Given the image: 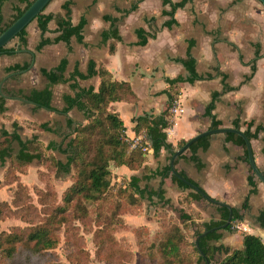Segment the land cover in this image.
<instances>
[{
    "label": "crops",
    "instance_id": "1",
    "mask_svg": "<svg viewBox=\"0 0 264 264\" xmlns=\"http://www.w3.org/2000/svg\"><path fill=\"white\" fill-rule=\"evenodd\" d=\"M68 1L71 2L70 18L73 24L85 20L81 40L72 36L69 42L54 41L60 32L57 31L56 22L51 20L44 34L51 42L37 50L42 33L37 21L33 20L27 27V45L20 46L17 39V47L13 43L9 45L15 47L13 53L0 54V102L2 97L6 101V110L0 112V135L3 130L10 133L16 131L14 124L17 123V131L24 139L37 136L45 145L57 143L65 146L62 132L56 134L35 126L42 123L52 125L56 121L65 124L67 116L58 110L66 106V95L76 93L70 84L76 80L80 88L93 86L97 89L102 80L95 74L51 83L41 70L53 68L65 59L67 78L75 70L87 73L89 63L94 62L96 69L103 67L108 70L111 80L127 81L131 85L136 99L112 102L110 108L120 115L125 134L133 141V146L140 144L145 134L143 130L136 132L138 120H151L167 110L169 97L165 91L170 85L166 80L178 76L187 78L190 72L180 60L192 57L200 78L176 86L179 96L175 104L183 111L177 115L171 112V124L165 129L168 141L177 150L181 141L210 129L213 117L206 114V107L212 101L214 92H217L212 113L222 122L220 127H233L232 123L238 117L242 122L253 120L252 129L257 125L263 126L259 137L251 139V144L255 162L264 171V5L259 0H186L183 6L175 10L174 15L168 13L171 5L164 4L162 0H51L44 13L60 12L65 15L67 11L63 4ZM134 2H138V6L126 14ZM16 5L23 6L19 0L4 1L2 14L5 21L14 14ZM123 17L124 22L119 25L120 38L116 40L109 34L111 21ZM139 30H143L148 38L144 44H141ZM113 41H116V50L111 53L109 46ZM29 61L31 65L27 69L7 70L15 64ZM222 74H225L227 83L239 85V88L226 90ZM12 75L16 77L12 78ZM2 85L15 92L49 87L53 93L52 106L56 109L38 106L20 96L6 95L2 92ZM67 115L76 121L86 122L84 114L76 107L70 109ZM226 134L205 136L207 138L202 139L195 149L188 148L181 153L183 155L180 154L181 157L175 159V168L179 173L184 172L208 196L237 208L243 215L242 220L236 222L235 231L222 230L219 240L208 242L221 247L214 255L220 259L235 249H242L247 233L259 236L264 242V222L261 221L264 184L256 175L257 185L250 184L251 166L241 159L245 150L228 140ZM12 148L16 153L19 150L18 142L14 141ZM144 152L146 160L142 167L130 169L126 165L114 166L115 174L118 178L137 177L144 191L163 188L165 199L170 200L166 207L174 205L181 211L183 206L178 203V199L184 189L174 183L171 176L158 174L168 166L171 169L173 153L162 148L155 155L150 145ZM53 154H57L56 158L60 161L64 160L60 156L66 158L60 149H55ZM192 155L198 157L201 166L198 167L190 159ZM6 165L0 158V180L3 179ZM2 191L1 188L0 193ZM202 199L204 202H191L189 209L185 205L186 212H199L201 217H195L197 222L219 219L218 205L204 197ZM143 200L145 212L129 215L127 219L136 223L142 221L155 233L158 226L155 209L163 205V201L155 196H145ZM246 200L247 207L244 208ZM195 229V226L192 227L194 237ZM202 264H207L205 259Z\"/></svg>",
    "mask_w": 264,
    "mask_h": 264
},
{
    "label": "trees",
    "instance_id": "2",
    "mask_svg": "<svg viewBox=\"0 0 264 264\" xmlns=\"http://www.w3.org/2000/svg\"><path fill=\"white\" fill-rule=\"evenodd\" d=\"M5 0H0V33H2L7 27H9L30 5L34 0H19L21 5L14 6V14L8 19L4 20L2 14V5ZM164 4L169 3L171 5V11L168 13L174 15L175 10L183 6L186 0L179 2H173L172 0H162ZM70 4L66 2L63 4L67 13H44L41 12L34 20L37 21L41 30V40L37 46V50H40L44 45L51 42L50 39L44 37L46 31H48V24L51 20H54L58 26L57 31L60 34L54 39V41H66L69 42L72 36L82 39V30L85 25V20H81L79 24H73L70 18ZM138 6V2H134L129 10L128 14ZM125 14V15H126ZM174 21V20H173ZM124 22L123 18H113L111 23L112 27L109 32L110 36L116 40L120 38L119 25ZM141 36V44L147 42V36L143 30H139ZM145 35V36H144ZM144 36V37H142ZM154 36V35H153ZM19 40L20 46L27 45V28L23 29L16 37ZM110 52L113 53L116 50V41L110 43ZM15 51L14 46H5L0 48V54L13 53ZM189 70L190 75L187 78L178 76L175 78H167V83L170 88L165 92L169 97V105L167 110L159 117L153 119L141 118L136 124V132L144 131L145 139L142 143L133 146L130 139L126 137L125 125L120 115L110 108L111 103L115 101H133L136 99V94L133 91L131 85L127 81L111 80L110 73L107 69L100 67L96 69L94 62L89 63L87 73H82L79 70H75L70 77H65V71L67 67V60L63 59L57 66L50 69H42V74L45 75L51 83L67 82L69 80H75L76 78H87L89 76L98 74L102 80L97 89L93 86L89 88H80L76 80L72 82L71 88L76 90L75 95H66V106L58 111L62 114H66L65 124L56 121L52 125L49 123H42L35 127L40 130H47L58 134L62 132L64 137L62 146L57 143H49L45 145L39 140L37 136L24 139L17 131L19 126L14 124L16 131L10 133L7 130H3L0 135V158L7 163L4 171L3 179L0 180V189L4 185H11L16 183L17 189L15 190L14 200L12 201L19 209V212L25 216V213L31 212L30 210L35 206L29 204L27 187L20 181V173L27 167L33 160H39L49 164V167L53 169L56 175L62 177L73 175L74 178L70 186L67 187L63 196V203H46L48 197L47 193L40 196V200L43 205L44 218L43 221L26 229H20L24 232L19 233L9 232L0 234V250L9 259H14L20 252L25 255L27 262L31 263L35 259H40L46 256L55 249L60 241L59 232L64 227L66 232H69L73 228L72 220L83 219L88 215L86 201H98L100 204L105 202L112 194L111 182V163L115 166L126 165L130 169H139L145 163L146 156L143 151L144 142L153 149L155 155H157L162 148L169 149L170 153L175 152V146L168 141L167 132L165 129L170 126L171 107L175 104V100L179 96V90L176 86L179 83L188 81L193 82L200 78V75L196 71V61L194 58H187L180 60ZM31 61L24 64H15L9 67L8 72L19 71L30 67ZM255 70V67H253ZM223 75V84L226 90L238 89L239 85L233 86L226 82L225 74ZM16 77L12 75V78ZM11 78V77H10ZM9 78V79H10ZM250 78V76H248ZM8 79V80H9ZM247 79V78H246ZM2 92L9 96H20L30 101L35 102L38 106H43L51 110H55L52 106V90L49 87L44 89H31L29 92L20 90L18 92L10 91L2 85ZM218 95L214 92L212 101L206 107V114L213 117L211 128L220 127L222 122L215 118L212 113L214 108V100ZM76 107L84 114L86 122L76 121L67 113ZM6 110V101L2 97L0 102V112ZM169 116V117H168ZM233 127L243 129L247 137L255 139L259 137V133L263 130L262 125H257L253 129L254 121L248 120L242 122L238 117L233 121ZM227 139L242 146L245 150L241 159L248 163L247 150L244 139L236 134L229 132L226 134ZM202 137L195 141L189 147V150L195 149L202 139ZM14 141L18 142L19 150L14 153L12 144ZM186 141L183 140L179 143L181 147ZM55 149H60L62 153L66 155V161H60L53 154ZM52 153V154H51ZM183 155V154H181ZM179 155L176 159L181 157ZM190 159L196 162L199 167L201 163L197 156L192 155ZM249 182L252 186L257 185L255 174L250 167ZM264 173V171H263ZM163 177L171 176L172 181L180 188L191 189L186 183L179 179L176 175L171 173L170 166L163 169L158 173ZM182 176L192 182V180L184 173L180 172ZM133 197L138 198L139 201L143 197L147 196L151 198L153 196L160 198L163 201V205L159 208H163L170 200L165 199V191L163 188L158 190L144 191L139 186V179L137 177H131L124 186ZM202 191H204L202 189ZM185 197L191 202L199 201L203 198L200 192L190 190L186 192ZM98 203V205H99ZM100 206V205H99ZM98 206V207H99ZM4 209H9V204L6 201L0 203V215ZM243 207H247V200L244 202ZM233 216L232 221L222 229H214L208 231L206 234L199 237V245L208 259H213L214 253L221 250V247L216 245H210L209 241H217L222 237V230L233 232L236 230V222L241 221L243 215L235 207H231ZM217 212L220 215L219 219L212 218L210 221H196L195 217L200 218L199 212L188 213L186 210L180 215L179 223L168 224L166 230L158 243V252L160 259L156 261V264H192L200 263L204 261V257L201 254L199 248L196 245V241L192 243V250L186 253L183 249L184 245L188 244L186 235V226L194 225L196 228V238L206 230L221 226L226 223L230 209L228 206L218 205L216 206ZM261 221L264 222V212L261 214ZM190 253V254H189ZM191 260V261H190ZM217 264H264V242L255 234L244 235V247L242 249H235L232 253L226 255Z\"/></svg>",
    "mask_w": 264,
    "mask_h": 264
},
{
    "label": "rangeland",
    "instance_id": "3",
    "mask_svg": "<svg viewBox=\"0 0 264 264\" xmlns=\"http://www.w3.org/2000/svg\"><path fill=\"white\" fill-rule=\"evenodd\" d=\"M131 142L133 143L132 140ZM60 157L66 161L65 156ZM114 166L111 163L110 178L114 184L113 195L101 204L98 201H86L88 215L81 220H72L73 228L69 232H66L64 227L61 229L59 244L50 254L29 263L22 252L14 259H9L0 250V264H156V261L160 259L157 251L158 243L164 230L168 224H180L182 220L178 214L181 215L185 210V205L187 209L190 208V200L185 197L189 190H183V194L179 196L178 203L183 206L181 211L174 205L156 207L158 226L154 233L142 221L136 223L134 220L127 219L129 215L145 212L144 200L139 201L128 191L123 192L126 190L124 186L129 179L126 176L118 178L113 170ZM73 178L74 173L62 177L56 175L49 164L39 160L32 161L20 173V181L27 187L28 199L26 200L35 208L25 213V216L22 215L12 202L17 189L16 183L4 185L0 193V203L6 201L10 210L2 207L4 211L0 215V234L15 231L22 233L24 231L20 229L42 222L44 213L40 196L47 193V204H62L65 191L71 185ZM199 201L204 202L203 199ZM192 227L194 225H187L185 228L189 242L183 247L186 253L192 250V243L195 242ZM214 257L210 264H217L222 259ZM192 264H202V261Z\"/></svg>",
    "mask_w": 264,
    "mask_h": 264
},
{
    "label": "water",
    "instance_id": "4",
    "mask_svg": "<svg viewBox=\"0 0 264 264\" xmlns=\"http://www.w3.org/2000/svg\"><path fill=\"white\" fill-rule=\"evenodd\" d=\"M264 5V0H259ZM51 2V0H34L31 5L9 26L7 27L2 33H0V48L9 46L13 43L14 46H18V42H15L17 35L25 28L28 27V25L41 13L45 10L46 6ZM27 50V49H26ZM29 51V50H28ZM33 63V62H32ZM236 133L240 135L246 145L247 149V156L249 164L255 173V175L258 177V179L264 184V173L261 171V169L257 166L254 158V153L252 149L251 140L247 137V135L244 133L243 130L235 128V127H217V128H210L201 132H198L195 136L187 140L180 148L175 150V152L172 154L171 157V171L174 175H176L179 179H181L184 183H186L191 189L194 191L200 192V194L210 201L211 203H214L216 205H223L228 206L230 209L229 217L225 224L211 228L210 230L204 231L202 234H200L196 238V245L199 248L201 254L205 258L207 264H210L208 257L203 252L199 245V237L206 234L208 231H212L214 229H222L225 228L226 225H228L232 221V208L226 204L225 202H222L220 200H216L208 196L202 189L197 185L182 176L175 168V159L183 153L186 149H188L192 143L199 140L202 137L214 134V133Z\"/></svg>",
    "mask_w": 264,
    "mask_h": 264
},
{
    "label": "built area",
    "instance_id": "5",
    "mask_svg": "<svg viewBox=\"0 0 264 264\" xmlns=\"http://www.w3.org/2000/svg\"><path fill=\"white\" fill-rule=\"evenodd\" d=\"M183 111V108H181L180 106H178V105H176V104H174L172 107H171V112L173 113V115H177V114H179V113H181ZM137 142L139 141V139H135ZM136 142V143H137ZM148 148H149V144H145L144 146H143V151H147L148 150Z\"/></svg>",
    "mask_w": 264,
    "mask_h": 264
}]
</instances>
